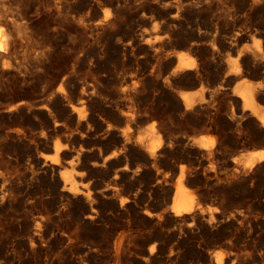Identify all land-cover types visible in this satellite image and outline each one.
Here are the masks:
<instances>
[{
  "label": "bare ground",
  "instance_id": "bare-ground-1",
  "mask_svg": "<svg viewBox=\"0 0 264 264\" xmlns=\"http://www.w3.org/2000/svg\"><path fill=\"white\" fill-rule=\"evenodd\" d=\"M23 34L38 91L0 126V264H128L132 237L151 242L136 262L165 264L167 233L172 263L217 238L200 263L264 264V147L210 165L243 126L264 137V0H0L6 65Z\"/></svg>",
  "mask_w": 264,
  "mask_h": 264
},
{
  "label": "rangeland",
  "instance_id": "rangeland-1",
  "mask_svg": "<svg viewBox=\"0 0 264 264\" xmlns=\"http://www.w3.org/2000/svg\"><path fill=\"white\" fill-rule=\"evenodd\" d=\"M198 19H200V18H198ZM137 28H140L138 25L136 26ZM22 34V33H21ZM27 35V34H26ZM25 34H23V36H22V41H21V45L19 46V48H20V50H21V48L23 47V49H25L26 48V46H25V44L28 42V46H27V49H25V50H27V52H25V50L23 51V53H22V51L21 52H19L20 50H19V48L17 49V50H19V51H17L20 55L18 56L17 54L18 53H16L14 56H11L15 61H13V59H12V63H20V64H22L23 62L22 61H24V60H21V57H22V54H24L25 56H27V54L26 53H29V49L28 48H30L31 46H29L31 43L28 41V38H27V36H26ZM25 38V39H24ZM27 39V40H26ZM29 40H30V38H29ZM23 41H26V42H23ZM254 41H256L255 39L254 40H252V41H250L251 42V44L253 43H255ZM22 42H23V44L24 45H22ZM30 43V44H29ZM250 44V43H249ZM105 46H106V43L105 42H102L101 44H100V48H102V51L104 52V48H105ZM25 47V48H24ZM89 50L91 51V54H89V56H93L94 54L92 53V51H93V49H94V46H93V44L92 43H90L89 44ZM179 47V48H178ZM178 47H176L175 49L176 50H178V51H181V50H183V49H185V47H183V46H178ZM184 51H186V50H184ZM106 53H108L106 56H114V53L111 51V50H109V52H105V53H103V56H105V54ZM110 54V55H109ZM233 54V53H232ZM17 55V56H16ZM23 55V56H24ZM234 55V54H233ZM21 56V57H20ZM28 56H31L30 55V53L28 54ZM192 56H195V53L194 54H192ZM196 56H200V55H198V54H196ZM227 56V55H226ZM1 57V56H0ZM18 57V58H17ZM16 58H17V60H16ZM20 58V59H19ZM3 58L1 57L0 58V60H2ZM9 60V62H10V65H11V67H9L8 65H6L3 61L4 60H2V63H1V61H0V126H2V124H4V125H7V121H8V123H11V124H9V125H11L10 127H12L13 125L14 126H19V124L21 125V123H19L20 121L22 122V119H19L20 118V112H21V110L19 109V107H17L18 105V103L19 102H21V101H23V100H28V98L29 99H31L32 97H34L35 95H37V89H35L34 87H31L32 85H30V84H28L27 82H26V84H24L25 83V81H24V78H23V75H21L20 76V73H22V65L21 66H19L20 64H17L16 66H15V64H14V66H12L13 64L11 63V60L10 59H8ZM19 60V61H18ZM18 61V62H17ZM24 64H26V63H24ZM27 65V64H26ZM6 66L8 67L7 69H6ZM24 66V65H23ZM2 67H5V71L6 72H9V73H7L6 74V72L4 71V68H2ZM12 67H17V68H12ZM10 68H12L11 70H9ZM15 69V70H14ZM17 70V71H16ZM18 70H20L19 72H18ZM3 71V72H2ZM13 72H14V74H13ZM19 74H18V73ZM12 73V74H11ZM18 75H17V74ZM24 81V83H23V81ZM253 80H255V79H253ZM30 81V80H29ZM24 84V85H23ZM29 85V86H28ZM26 88H25V87ZM28 86V87H27ZM32 88H33V90H32ZM30 89V90H29ZM28 90V91H27ZM34 90H36V93H34L35 91ZM24 91H25V93H24ZM31 93H34V94H31ZM23 94H24V96H23ZM28 94H30V95H28ZM34 95V96H33ZM22 98H24V99H22ZM27 98V99H26ZM17 103V104H16ZM14 104V105H13ZM11 105V106H10ZM16 108H14L13 106ZM17 105V106H16ZM9 106V107H8ZM6 107H7V109H6ZM13 107V108H12ZM11 109L10 111H12V112H14L13 110H16L14 113H12V112H9L8 113V109ZM6 110H8V111H6ZM18 112V113H17ZM15 113H16V115H15ZM10 115H12L11 117H10ZM18 115H19V118H18ZM10 117V118H9ZM12 117H13V122H11L12 120ZM4 118H6V119H4ZM15 119H17V120H15ZM19 119V120H18ZM3 121V122H2ZM10 121V122H9ZM16 123H15V122ZM5 122H6V124H5ZM18 124V125H17ZM9 125H7V126H9ZM23 126H28L27 124H22ZM245 127V128H244ZM249 128V133L252 131L251 129H250V127L249 126H243L242 128H241V130H242V132L244 133V132H248V129ZM233 129V128H232ZM243 129H246V130H243ZM202 130V132L203 131H206V132H203V133H210L209 131H211V133L213 134V136L215 135V134H217L216 132H215V130H213L214 132H212V130H209V129H205V130H203V129H201ZM201 130H200V132L199 133H201ZM234 130V132L235 131H237L238 130V128H234L233 129ZM233 130H231V129H229V130H227V132L228 133H231V132H233ZM251 130V131H250ZM210 133V134H211ZM246 133L244 134L245 135V142L246 143H239V144H235V143H232L231 141H227L226 142V144L225 145H227V149H226V155H228L227 156V160L226 159H221V158H216V159H214L213 160V162H214V164L213 163H210V165H215V166H212L213 167V169L216 171V168H217V170L219 171V170H221L222 171V173L225 171L226 172V168L228 169L227 171H229V170H231V169H233V167L234 166H238V167H240V165L242 164L241 163V161H238V162H233L231 159L233 158V156H239L241 153H246L248 150H251V149H255V148H260V147H264V137H263V134H261L260 135V133H248V135L246 136ZM252 134V135H251ZM255 134H257L258 136H256ZM251 135V137H248V136H250ZM216 136V135H215ZM261 136V137H260ZM246 137H248V138H246ZM262 138L263 139V142H262V140L260 139V138ZM217 139V138H216ZM248 142H247V141ZM260 141L263 143V144H261L260 143ZM252 142V143H251ZM12 144V145H11ZM214 144H216L215 143V138H214ZM244 144H246V145H244ZM253 144V145H252ZM237 145V146H236ZM242 145V146H241ZM19 146V147H18ZM22 144L20 145V144H13V143H10V146L8 145V151L11 153L12 151H14V153L13 154H16V155H23L22 156V158L24 157V159H26V158H28V154L29 153H27V148H24V146H22ZM10 147V148H9ZM20 148H22V150L20 149ZM12 149V150H11ZM23 150H25L24 152H22ZM20 151H21V153H20ZM228 151V152H227ZM44 152H46V151H44ZM229 152H230V154H229ZM23 153V154H22ZM25 153V154H24ZM27 153V154H26ZM25 155H26V157H25ZM231 156V157H230ZM228 158H229V161H228ZM215 160H216V162H215ZM220 160V162H218ZM231 160V161H230ZM224 162V163H223ZM216 163H218V165H216ZM223 163V164H222ZM15 164H17V163H15V162H13V166H16ZM224 164H225V166H224ZM231 164V165H230ZM234 164V165H233ZM240 164V165H239ZM221 167H220V166ZM227 165H229V167L227 166ZM233 165V166H232ZM219 166V167H218ZM18 168V167H17ZM221 171H219V172H221ZM224 172V173H225ZM204 200H206L205 202H204ZM203 201H202V204H203V202H204V206H207L208 207V205H205V203L206 204H208L209 202V204L211 205V203H212V207H213V202L215 201V200H213L212 198L210 199V197H208V198H205ZM216 202V201H215ZM214 202V204L215 205H218V203L216 202L215 203ZM138 224L136 223L135 224V226H134V228L135 229H138L137 226ZM125 227L126 226H124V228H123V226L122 227H117L116 228V232L118 231V233H116L115 231H114V233H115V238H119V237H121V235L124 233V232H127L128 231V227H126V229H125ZM118 229V230H117ZM123 229V230H122ZM125 229V230H124ZM168 229V228H167ZM170 229V228H169ZM121 230V231H120ZM168 231V230H167ZM121 232V233H120ZM93 233V234H92ZM95 233V234H94ZM88 234V233H87ZM87 234H86V236H87ZM92 234V235H91ZM89 236H87L86 238L90 241L91 239V241H93L95 238L97 239V240H94V241H98V240H100L101 238H102V235L100 234L99 236H98V233L96 234V232H90V234H88ZM101 236V237H100ZM116 236H118V237H116ZM166 237L167 238H157L158 239V241H157V239H156V241L158 242V247H159V249L162 251H160V250H157L158 251V253H157V257H158V261L160 262L161 261V259L165 256V262H164V260H162L160 263H165V264H177L176 262H175V260L173 261L174 263H172L170 260H168L167 258H166V255H167V252H170V250H174V251H176L177 249H178V246H177V244H178V239L179 238H174V239H170L169 240V236H168V233H167V235H166ZM169 237V238H168ZM178 237V236H177ZM133 238V237H132ZM130 239L129 238V240L132 242V244H131V242H130V250L128 249V253H129V255L131 256L130 257V259L129 260H131V261H129L128 262V264H130L131 262L133 263V264H135V263H137V264H139L141 261L138 259V258H135V256H138V255H140L141 253L140 252H142V250L146 247V249L149 247L148 245L150 244L151 245V242L150 243H147V244H145L144 243V241L142 242L141 240V238H134V240L133 239ZM141 239V240H140ZM211 239V240H210ZM210 239H205V241H204V243H205V245H203L204 247H205V249H207V250H209V251H211V252H213V251H215V250H217L218 248L217 247H219V249L221 248V245H223V243H220L221 241H220V239H217L216 238V240H218L217 241V243H216V241H214L215 240V238H210ZM213 239V240H212ZM164 240V241H163ZM103 241H104V239L102 238L99 242H101V243H103ZM137 241V242H136ZM140 241V242H139ZM169 241H171V242H169ZM199 241V240H198ZM197 241V242H198ZM210 242L208 245H207V243L208 242ZM135 242V243H134ZM160 242V243H159ZM168 242V244H166ZM177 242V243H176ZM196 242V243H197ZM203 243V241H200V242H198L197 244H200V243ZM214 242H215V245H217L218 243H220V245L218 244L216 247H215V245H214ZM136 243H138V244H136ZM142 243H144L145 244V246H144V244L142 245V247L144 246V248H142L141 247V244ZM165 243V244H164ZM174 243H176V244H174ZM203 243V244H204ZM160 244V245H159ZM192 244V243H191ZM191 244L187 247V252L186 253H188L189 254V256H188V254H186L187 256H186V263H182V264H190L189 262H193L192 264H199L200 263V259H202L200 256H199V254H197L198 252H197V250H196V248H197V244L195 245V244H192V246H191ZM165 245V246H164ZM167 245V246H166ZM168 245L170 246V245H173V246H170V248L168 247ZM176 245V246H175ZM193 245H195L194 247H193ZM211 245V246H210ZM212 245L214 246V247H212ZM133 246V247H132ZM138 246L139 247H141L140 248V250L139 249H137L138 248ZM148 246V247H147ZM137 247V248H136ZM163 249V250H167V247H168V250L167 251H163L161 248ZM212 247V248H211ZM194 248H195V250H194ZM209 248H211V249H209ZM217 248V249H216ZM224 247L222 246V249H223ZM133 249V250H132ZM142 249V250H141ZM156 249H158V248H156ZM212 249H213V251H212ZM215 249V250H214ZM138 250V251H137ZM191 250H194V251H191ZM134 252V253H132V252ZM156 251V252H157ZM159 252H160V254H159ZM190 252H192V253H190ZM196 253V255L197 256H195V253ZM131 253H132V255H131ZM159 254V255H158ZM164 254H166V255H164ZM193 254V255H192ZM134 255V256H133ZM198 256H199V258H198ZM132 257H134V259L132 258ZM160 257H161V259H160ZM189 257V258H188ZM194 258V261H193V258ZM192 258V259H191ZM139 260L140 262H136L137 260ZM167 259V260H166ZM189 259V260H188ZM191 259V260H190ZM198 260V262H197V260ZM106 260H108V257L106 256H104L103 258H102V260H101V262H107ZM133 260L135 261V262H133ZM167 261V262H166ZM98 262H100V260H98ZM103 262V263H104ZM196 262V263H195ZM204 262H205V260H204ZM203 262V260L201 261V263L203 264L204 263ZM103 263H101V264H103ZM127 264V261L126 262H122V263H120V264ZM131 263V264H132ZM152 263H154V261L152 262ZM151 263V264H152ZM158 263V262H157ZM156 263V264H157ZM200 263V264H201ZM206 263H208V262H205L204 264H206ZM140 264H144V263H140ZM155 264V263H154ZM159 264V263H158ZM178 264H181V263H178ZM209 264V263H208Z\"/></svg>",
  "mask_w": 264,
  "mask_h": 264
}]
</instances>
